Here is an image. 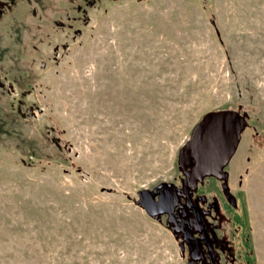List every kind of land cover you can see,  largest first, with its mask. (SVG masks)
Returning a JSON list of instances; mask_svg holds the SVG:
<instances>
[{"label": "rangeland", "instance_id": "rangeland-1", "mask_svg": "<svg viewBox=\"0 0 264 264\" xmlns=\"http://www.w3.org/2000/svg\"><path fill=\"white\" fill-rule=\"evenodd\" d=\"M12 4L0 264H172L138 194L179 177L193 128L223 110L248 114L226 171L240 262L264 264V0H43L35 19Z\"/></svg>", "mask_w": 264, "mask_h": 264}, {"label": "flooded vegetation", "instance_id": "flooded-vegetation-1", "mask_svg": "<svg viewBox=\"0 0 264 264\" xmlns=\"http://www.w3.org/2000/svg\"><path fill=\"white\" fill-rule=\"evenodd\" d=\"M13 1L0 0V32L5 19L14 13ZM42 1L30 0L35 5L29 13L32 18H37V14L42 18ZM28 6H31L29 1ZM211 179L213 183L209 184ZM184 180L181 173L172 181H161L148 189L156 203L154 208L159 211L155 217H149L170 234L176 247L172 264H241L242 248L237 237L240 229L234 226L232 210L236 209L237 200L231 186L224 191L222 181L215 177L192 187L184 184ZM228 185H231L229 172ZM250 264L254 263L250 260Z\"/></svg>", "mask_w": 264, "mask_h": 264}, {"label": "water", "instance_id": "water-1", "mask_svg": "<svg viewBox=\"0 0 264 264\" xmlns=\"http://www.w3.org/2000/svg\"><path fill=\"white\" fill-rule=\"evenodd\" d=\"M247 116L232 110L212 111L195 125L190 140L178 154V167L185 173L187 186H196L214 176L224 181V191L229 189L228 172L223 169L238 149L248 126ZM188 167L190 171L186 172ZM150 193L148 189L140 190L137 203L148 216L155 217L159 211L154 208L156 203Z\"/></svg>", "mask_w": 264, "mask_h": 264}, {"label": "crops", "instance_id": "crops-1", "mask_svg": "<svg viewBox=\"0 0 264 264\" xmlns=\"http://www.w3.org/2000/svg\"><path fill=\"white\" fill-rule=\"evenodd\" d=\"M232 111H233V110H232ZM190 137H191V136H190ZM239 145H240V144H239ZM238 147H239V146H238ZM237 150H238V149H237ZM236 152H237V151H236ZM236 152H235V154H236ZM235 154H234V155H235ZM234 155H233V156H234ZM233 156H232V157H233ZM233 158H234V157H233ZM233 158H232V159H233ZM232 159H231V161H232ZM231 161H230L225 167H227V166L231 163ZM225 167H224V168H225ZM188 168H189V167H188ZM189 169H190V168H189ZM180 171H181V170H180ZM189 171H190V170H189ZM223 171L227 172L225 169H223ZM181 173H183V171H181ZM184 175H185V173H184ZM210 177H214V176H210ZM210 177H206V178H210ZM206 178H205V179H206ZM215 178H216V177H215ZM185 179H186V176H185ZM205 179H204V180H205ZM217 179H218V178H217ZM219 180H220V179H219ZM221 181L224 182L223 180H221ZM203 182H204V181H203ZM184 184H185V180H184Z\"/></svg>", "mask_w": 264, "mask_h": 264}]
</instances>
